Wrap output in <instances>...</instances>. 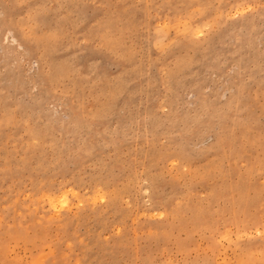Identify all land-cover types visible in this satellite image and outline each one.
Masks as SVG:
<instances>
[{
  "label": "rangeland",
  "instance_id": "obj_1",
  "mask_svg": "<svg viewBox=\"0 0 264 264\" xmlns=\"http://www.w3.org/2000/svg\"><path fill=\"white\" fill-rule=\"evenodd\" d=\"M0 264H264V0H0Z\"/></svg>",
  "mask_w": 264,
  "mask_h": 264
},
{
  "label": "bare ground",
  "instance_id": "obj_2",
  "mask_svg": "<svg viewBox=\"0 0 264 264\" xmlns=\"http://www.w3.org/2000/svg\"><path fill=\"white\" fill-rule=\"evenodd\" d=\"M59 197H60V196H59ZM61 198H63V197H61ZM61 198H60V199H61ZM56 200H57V198H56ZM54 201H55V200H54ZM54 201H52V202H54ZM59 201H60V200H58L57 202H59ZM65 201H66V200H65ZM52 202H51V203H52ZM60 202H61V201H60ZM62 202H63V199H62ZM62 202H61V203H62ZM54 203H55V202H54ZM61 203H60V205H63V206H64L65 203H63V204H61ZM52 205H53V204H52ZM65 205H66V204H65ZM59 207H60V206H59Z\"/></svg>",
  "mask_w": 264,
  "mask_h": 264
}]
</instances>
